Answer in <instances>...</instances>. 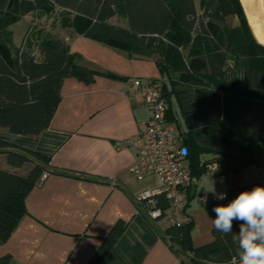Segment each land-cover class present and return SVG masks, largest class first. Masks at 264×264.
Segmentation results:
<instances>
[{
  "label": "trees",
  "instance_id": "obj_1",
  "mask_svg": "<svg viewBox=\"0 0 264 264\" xmlns=\"http://www.w3.org/2000/svg\"><path fill=\"white\" fill-rule=\"evenodd\" d=\"M55 7L64 9L65 23L83 27L84 35L132 56L154 58L170 102L169 120L173 119L171 95L178 80L222 94V114L209 124L208 132L228 138L235 146L225 151L216 149L201 140L202 134L188 130L185 144L194 175L202 176L208 165L215 163L229 179L254 164L252 144L264 142V44L255 37L241 0H200V9L195 0H0L1 128L21 135L40 134L50 126L63 80L71 76L92 80L95 76L96 71L82 64V56L72 52L65 37L46 33V20L30 24L20 45L15 44L12 25L26 14L43 18ZM231 15L238 17V26L228 24ZM114 17L125 20L128 26L113 23ZM216 58L219 63H214ZM177 73L178 78L174 77ZM0 153L6 154L11 166L29 165L25 173L0 168L3 243L26 215V197L42 182L43 174L79 175L53 165L42 153L18 148L3 139ZM257 185H264V181L232 185L225 199L207 207L216 218L214 206L227 205ZM158 204L163 209L169 207L164 195L159 196ZM239 226L234 220L233 233H238ZM125 227L124 222H118L88 264H102ZM193 229L191 220L163 229V237L182 264H233L237 246L232 234L225 236L214 228L213 241L196 247ZM0 264L16 263L11 255H5Z\"/></svg>",
  "mask_w": 264,
  "mask_h": 264
},
{
  "label": "crops",
  "instance_id": "obj_2",
  "mask_svg": "<svg viewBox=\"0 0 264 264\" xmlns=\"http://www.w3.org/2000/svg\"><path fill=\"white\" fill-rule=\"evenodd\" d=\"M195 2L199 8L200 0ZM63 10L55 7L43 18L23 15L11 26L14 42L20 45L30 24L46 20V33L65 37L72 52L82 56V64L96 71L95 76L92 80L75 76L63 80L50 126L40 134L21 135L0 127V139L42 153L53 165L79 176L48 174L30 191L26 215L8 240L0 243V258L11 255L16 264H88L103 239L121 221L126 224L125 230L102 264H182L163 237L165 218H147L136 200L138 193L155 187L156 180L134 175L131 168L138 152L127 142L151 116L141 99L128 97L129 82L133 77L145 81L164 79L158 63L154 58L132 56L84 35L80 25L65 23ZM231 16L230 27L238 26V17ZM115 18L113 23L128 26L125 20L119 23ZM249 25L264 44L250 22ZM189 98L193 96L177 93L176 88L171 95L170 125L184 133L189 129L179 116L184 100ZM252 150L254 164L229 177L231 186L264 181V142L253 143ZM28 167L11 166L6 154L0 153V168L25 173ZM224 185L221 179L204 175L198 186L188 190L186 213L194 223L196 247L213 241L215 219L198 195L218 196Z\"/></svg>",
  "mask_w": 264,
  "mask_h": 264
},
{
  "label": "built area",
  "instance_id": "obj_3",
  "mask_svg": "<svg viewBox=\"0 0 264 264\" xmlns=\"http://www.w3.org/2000/svg\"><path fill=\"white\" fill-rule=\"evenodd\" d=\"M126 93L130 98L141 99L151 111V116L139 132L127 141L138 152V159L131 168L134 175L139 178L150 176L156 180V186L138 193L136 200L151 220L165 218L166 226L188 223L186 205L189 188L198 186L204 175L221 179L225 183L222 193H226L231 185L215 163L209 164L202 176L192 173L185 144L186 133L171 126L167 116L170 102L163 80L145 81L133 77ZM47 175L43 174L42 180ZM161 195L169 202L167 209L158 204ZM198 199L205 206L219 200L208 193H200Z\"/></svg>",
  "mask_w": 264,
  "mask_h": 264
},
{
  "label": "clouds",
  "instance_id": "obj_4",
  "mask_svg": "<svg viewBox=\"0 0 264 264\" xmlns=\"http://www.w3.org/2000/svg\"><path fill=\"white\" fill-rule=\"evenodd\" d=\"M226 193L217 199L223 200ZM212 220L216 231L225 236L232 234L237 246L233 264H264V185L242 191L227 205L214 206ZM239 221L238 233H233V221Z\"/></svg>",
  "mask_w": 264,
  "mask_h": 264
},
{
  "label": "water",
  "instance_id": "obj_5",
  "mask_svg": "<svg viewBox=\"0 0 264 264\" xmlns=\"http://www.w3.org/2000/svg\"><path fill=\"white\" fill-rule=\"evenodd\" d=\"M176 91L180 94H191L193 96V98L184 100V105L181 108L190 131H195L198 134L202 133L208 139L209 144L216 149L225 151L235 146L228 138L208 132V126L213 121V117L219 118L222 114L223 97L220 93L184 86L176 87ZM215 110L217 111L216 114L213 113ZM202 115H210L205 125L203 124Z\"/></svg>",
  "mask_w": 264,
  "mask_h": 264
},
{
  "label": "rangeland",
  "instance_id": "obj_6",
  "mask_svg": "<svg viewBox=\"0 0 264 264\" xmlns=\"http://www.w3.org/2000/svg\"><path fill=\"white\" fill-rule=\"evenodd\" d=\"M243 6L245 8V12L247 14L248 20L251 24V26L255 29L256 33L258 34L260 40L264 41V0H242ZM234 16H231L229 25L232 24ZM115 22H121L122 20L120 18H115ZM18 27V26H17ZM183 53H186V48H183ZM220 59L216 58V61L214 63H219ZM259 62V61H258ZM232 63V61H231ZM255 63L257 64V60H255ZM212 69V68H211ZM179 73L174 74V77L178 78ZM167 81L168 79L165 78ZM176 87H188V88H197L190 86L188 84H184L183 82H180V80L177 81ZM181 89V88H178ZM175 96V95H174ZM174 102L176 106V98L174 97ZM182 124H186L184 114L182 113V110L180 111L179 116ZM174 122H177L176 120ZM202 141H205L206 143H209L208 139L204 136L201 138ZM258 147V146H255ZM251 169H256L255 166H252Z\"/></svg>",
  "mask_w": 264,
  "mask_h": 264
},
{
  "label": "flooded vegetation",
  "instance_id": "obj_7",
  "mask_svg": "<svg viewBox=\"0 0 264 264\" xmlns=\"http://www.w3.org/2000/svg\"><path fill=\"white\" fill-rule=\"evenodd\" d=\"M184 105V103L182 104V106ZM182 106H181V108H182ZM222 109H223V106H222ZM213 113L214 114H216L217 113V111L215 110V111H213ZM209 117H210V115H206V116H204V115H202V118H203V124L205 125V123H207V119H209ZM214 119L213 120H216L218 117H213ZM211 123V122H210ZM200 134H202V133H200ZM202 136L204 137V135L202 134Z\"/></svg>",
  "mask_w": 264,
  "mask_h": 264
}]
</instances>
